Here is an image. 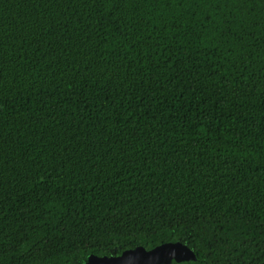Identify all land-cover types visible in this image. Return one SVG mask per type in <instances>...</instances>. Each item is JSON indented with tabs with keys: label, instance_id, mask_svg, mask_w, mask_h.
Returning <instances> with one entry per match:
<instances>
[{
	"label": "trees",
	"instance_id": "1",
	"mask_svg": "<svg viewBox=\"0 0 264 264\" xmlns=\"http://www.w3.org/2000/svg\"><path fill=\"white\" fill-rule=\"evenodd\" d=\"M172 241L264 264V0H0V264Z\"/></svg>",
	"mask_w": 264,
	"mask_h": 264
},
{
	"label": "water",
	"instance_id": "2",
	"mask_svg": "<svg viewBox=\"0 0 264 264\" xmlns=\"http://www.w3.org/2000/svg\"><path fill=\"white\" fill-rule=\"evenodd\" d=\"M195 251L182 241L166 242L147 249L144 246L126 249L117 255L90 254L85 264H169L173 260H196Z\"/></svg>",
	"mask_w": 264,
	"mask_h": 264
}]
</instances>
